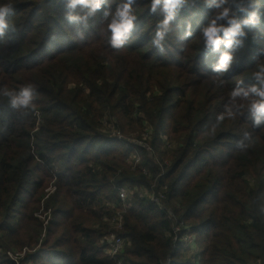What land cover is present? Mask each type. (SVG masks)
<instances>
[{
  "label": "trees",
  "instance_id": "trees-1",
  "mask_svg": "<svg viewBox=\"0 0 264 264\" xmlns=\"http://www.w3.org/2000/svg\"><path fill=\"white\" fill-rule=\"evenodd\" d=\"M7 2L15 7L16 30L0 37V264H48L53 255L57 264H264V126L251 127L246 109L215 124L235 83L253 82L264 20L247 30L235 49L238 62L218 86L212 65L220 52L204 49L198 36L211 14L201 3L180 11L161 53L151 44L159 17L147 11L131 43L114 50L102 10L85 30L67 23L62 0ZM188 21L192 35L180 39ZM27 83L37 86L34 108L12 109L3 90ZM104 118L125 142L135 131L133 139L149 137L152 150L175 143L162 178L157 158L140 147L145 158L131 171L128 147L100 132ZM157 182L196 238L192 259L178 260L166 213L138 194L128 201L122 228L110 224L121 209L119 186L149 189ZM111 233L125 240L115 260L102 255ZM15 249L28 253L18 260L5 255Z\"/></svg>",
  "mask_w": 264,
  "mask_h": 264
},
{
  "label": "clouds",
  "instance_id": "clouds-1",
  "mask_svg": "<svg viewBox=\"0 0 264 264\" xmlns=\"http://www.w3.org/2000/svg\"><path fill=\"white\" fill-rule=\"evenodd\" d=\"M64 19L72 24L79 22L85 30L89 29L93 21L102 10V19L106 21L105 32L107 43L119 50L128 46L133 38V33L138 27L140 16L147 11L149 16H158L151 36V44L163 53L166 37L174 31L172 22L177 18L185 5L196 3L211 10L206 22L200 26L198 36L204 49L220 52L216 62L212 65V72L217 74L215 83L222 86L226 83V74L238 62L235 49L244 44L248 37L247 30L256 29L264 20V0H62ZM146 5V7H144ZM143 7V11H137ZM15 7L7 0H0V37H5L6 32H15L16 26L12 22ZM83 39V33H78ZM192 23L184 25L183 37H191ZM223 46V51H221ZM183 49V44L180 45ZM264 53V49H262ZM254 64L251 72L250 84H245L244 79L238 80L231 88L228 99L223 105V111L218 113L215 124L225 118L236 119L245 114L251 120V127L264 126V54ZM37 86L27 83L20 88L4 89L2 97L12 109H32L35 106ZM215 127V125L213 126ZM243 140L251 141L248 131L243 133ZM238 146L240 141L237 142ZM248 144L243 145V149Z\"/></svg>",
  "mask_w": 264,
  "mask_h": 264
},
{
  "label": "rangeland",
  "instance_id": "rangeland-1",
  "mask_svg": "<svg viewBox=\"0 0 264 264\" xmlns=\"http://www.w3.org/2000/svg\"><path fill=\"white\" fill-rule=\"evenodd\" d=\"M39 116H40V113L38 112L37 118ZM107 122H108L107 118H104L101 121L100 132L102 134L106 135L108 138H111L109 140H112V142L114 141V143L116 142L119 144H124L126 148L128 147V149L130 150L128 156H130L131 158L136 157V163L138 161H140L139 164L141 163L142 159L144 160L145 157L141 156L135 147L143 148V150L146 151V153L151 154L152 156L157 158L156 161H157L159 167L162 169V171L164 173H166V169L164 168V166L166 167V166H169L171 164V158L174 156V151H175V143L167 144L168 147H165V145H163L162 148H160L158 151L152 150L150 143H149V140H150L149 137H147L141 141H137V140L133 139V138H138V135L135 131L132 133L128 142H125L124 137L121 134H119L120 141L115 140L114 138L118 136V133H114L113 131L109 130L108 126H107ZM43 123H44V121L39 120V118H38V127H41ZM111 136H114V137H111ZM93 149L94 148H92V150ZM126 164L129 167H131V171H135V170H133V168L135 167L136 164L132 165L129 161H127ZM246 179L251 184L254 181L252 176H247ZM123 185H129L132 190L137 188L135 186L133 187V184H129V183H125ZM154 185H155V191H156V189H158L159 196H162V203H161L162 206H161V208H158V209L160 211H163L166 213L167 219L170 221L171 228H172V230H174V233H175L173 238H172V243H173V247L175 249L178 247V250H177L179 252V254L177 255L178 260L179 261H187V259H192L193 254H195V251H196L195 247L198 246V244L196 245V242H195L196 238H195L194 234L192 232L186 233L185 231H183L185 228L184 226L177 225V223H173L174 217L176 219L180 218V215L176 212L178 204L175 202H169L167 200V198H165V193H166V186L165 185H163L159 188H158V185H160L159 182H157ZM139 188H144V186H140ZM104 192H106V191H104ZM50 193H51V191L49 192V194ZM138 198H139V196H138ZM103 200H104V203L109 204V207H111V208L114 205L111 200H105V199H103ZM119 211H121V209ZM170 213L173 214V216H171ZM193 222L194 221H191V223H193ZM179 223L185 224V226L187 225L185 222H179ZM191 241H193V243H191ZM32 248H34V246H32ZM15 250H17L16 252H18V254L22 255V256H24V254L26 252L28 253V251L26 249H24V250L23 249L22 250L21 249H15ZM9 253H12V252H9ZM102 255L107 256L105 249L104 250L102 249ZM8 258L15 259L16 257L13 256L12 254H10L8 256ZM50 260L51 261H49L48 264H54V260H56V264L58 263V261H57L58 258L55 255H53ZM173 260L174 259H172L170 262H172ZM44 262H46L45 259H44ZM59 264H62V263L59 262Z\"/></svg>",
  "mask_w": 264,
  "mask_h": 264
},
{
  "label": "built area",
  "instance_id": "built-area-1",
  "mask_svg": "<svg viewBox=\"0 0 264 264\" xmlns=\"http://www.w3.org/2000/svg\"><path fill=\"white\" fill-rule=\"evenodd\" d=\"M116 133H118V132H116ZM119 134L120 133H118V136L114 138L115 140L120 141ZM131 160L133 161L134 164H136L135 166H137V164L140 162V161H138L136 163V157L131 158ZM163 175H164V172L160 171V173L158 174V178H162ZM133 193L138 194L140 199L146 200L149 203L156 205L158 208H161V206H162L161 205L162 196H159V192L155 191V185L151 186L149 189L138 187L134 190H132L129 185L119 186L117 188V198L121 204V211H118L117 214L112 219V221H110V224H112L114 226V231H116V232H117V230L121 229L123 226V215L129 209L128 208L129 207L128 201L131 198V196L133 195ZM170 215L173 216V214H171V213H170ZM106 222H109V221H106ZM179 222H184V221L181 219H176L174 217L173 223H177V225L184 226V224H180ZM183 231H185L186 233H190L189 226L185 227ZM173 233H174V230H173ZM101 243L104 244V246H105L106 254L114 260L117 257H119L125 249V240L122 239L121 237L117 236L115 233L114 234L111 233V234L105 236ZM191 243H193V241H191ZM10 254H12L13 256L16 257L14 260H18V259L23 257L22 255H19L18 252H12V253L7 252L5 255L8 257ZM0 255L3 256L4 252L3 251L0 252ZM29 263L30 262H27V264H29ZM169 263H170V261L168 260L167 264H169ZM116 264H125V263L122 260H116Z\"/></svg>",
  "mask_w": 264,
  "mask_h": 264
}]
</instances>
